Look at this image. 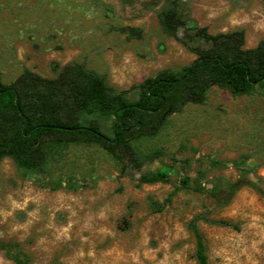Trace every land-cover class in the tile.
<instances>
[{
	"label": "rangeland",
	"instance_id": "1",
	"mask_svg": "<svg viewBox=\"0 0 264 264\" xmlns=\"http://www.w3.org/2000/svg\"><path fill=\"white\" fill-rule=\"evenodd\" d=\"M171 2L185 22L175 29L163 21ZM237 30L244 49L264 41V0H0V76L5 85L26 70L53 79L84 63L136 100L144 80L180 72L195 48L211 47L197 32ZM95 124L114 138L111 120ZM138 135L119 159L99 142L70 143L47 174L1 159L0 264H198L193 220L210 264H264V86L238 97L214 86L159 135ZM131 151L156 156L146 172L169 182L141 184ZM185 177L191 189L166 203Z\"/></svg>",
	"mask_w": 264,
	"mask_h": 264
},
{
	"label": "trees",
	"instance_id": "2",
	"mask_svg": "<svg viewBox=\"0 0 264 264\" xmlns=\"http://www.w3.org/2000/svg\"><path fill=\"white\" fill-rule=\"evenodd\" d=\"M175 4H166L163 13L164 25L172 29L185 24ZM196 35L211 47L193 48L197 59L180 72H164L144 80L136 86V100L129 99L127 92H118L106 74L84 63L65 68L53 79L26 70L15 83L5 85L0 76V160L11 158L27 172L47 174L50 166L59 162L58 149L82 142L102 143L119 159L118 148L128 137L159 135L171 115L182 112L188 104H204L212 87L238 97L264 86V41L244 49L245 34L241 30L216 36L199 31ZM105 120L112 121L113 139L95 124ZM135 155L131 151L141 184L169 182L164 172H146V164L156 156ZM181 189H191L188 177L181 180L166 203H171ZM193 189L201 192L198 183ZM220 191L216 188L214 194ZM211 221L236 227L228 221ZM189 228L196 238L197 263L210 264L197 222L191 221Z\"/></svg>",
	"mask_w": 264,
	"mask_h": 264
}]
</instances>
